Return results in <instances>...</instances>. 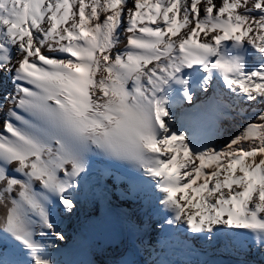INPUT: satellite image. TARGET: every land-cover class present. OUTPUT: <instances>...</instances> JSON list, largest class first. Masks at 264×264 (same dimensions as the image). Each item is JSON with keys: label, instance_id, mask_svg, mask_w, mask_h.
I'll return each mask as SVG.
<instances>
[{"label": "snow or ice", "instance_id": "snow-or-ice-1", "mask_svg": "<svg viewBox=\"0 0 264 264\" xmlns=\"http://www.w3.org/2000/svg\"><path fill=\"white\" fill-rule=\"evenodd\" d=\"M228 40L264 52V0H0V72L15 86L0 132V264H60L49 251L66 241L58 211L73 214L108 180L159 191L167 224L202 242L264 244V112L222 149L158 137L168 112L157 93L187 84L184 67L218 69L236 95L264 103V65L243 71ZM133 98L151 109L154 135L138 133Z\"/></svg>", "mask_w": 264, "mask_h": 264}, {"label": "bare ground", "instance_id": "bare-ground-1", "mask_svg": "<svg viewBox=\"0 0 264 264\" xmlns=\"http://www.w3.org/2000/svg\"><path fill=\"white\" fill-rule=\"evenodd\" d=\"M190 2L191 0H189V3ZM213 2L219 6L222 0H213ZM198 7L201 8L202 16L203 2L201 5H198ZM252 15L258 16L259 12L252 13ZM122 27H126V25L122 24ZM126 35L125 33L124 36H122V42L119 44V50L121 51L126 47ZM202 38L203 34H201V39ZM250 45V59L244 68L245 72L255 71L259 69L261 65H264V55L258 53V49L252 44ZM42 51L44 50L42 49ZM17 55L18 49L14 47L13 56L16 57ZM62 57L63 54H57V58ZM194 66L199 67L200 65ZM14 87L12 73L0 72V104H3V107L0 108V132L3 131V122L8 117V109L12 106L5 97L14 91ZM224 91L227 97L241 101V109L233 113V107L235 105L234 103H230L229 109L231 110V114L224 115V120L216 131L209 130L204 134L206 143L200 147L199 150H203L206 147L222 149L230 139L241 133L247 123L260 122L257 120V117L261 112H264V103L258 100L248 104L244 96L236 95L229 87L224 89ZM215 92L218 91L216 90ZM234 109L237 108L234 107ZM17 111L20 110L17 109ZM166 119L167 125L178 130V135H184L186 143L190 136L186 131H182L178 128V123L182 118L176 113L175 109L168 111V115L165 116V121ZM219 122L220 120H218V123ZM193 135H195V138L198 137L197 134ZM196 163L199 162L196 161ZM106 184H109V182L107 183L106 181V183L103 184L101 192H105L104 189L108 187ZM161 195L159 191L148 198L133 195V198L128 201L129 212L124 216V233L116 239L114 245H108L103 239H100V236H98L99 232L87 233L86 229L80 226V223L82 224L86 217L91 214L97 215L98 208L95 205L77 208V210L70 215L76 220L72 221L71 227L68 226L65 228L66 241L74 234H78L81 239L86 241L88 258L82 259V262L85 264H201L199 263L200 254H203L205 249L208 248V243L202 242L204 248L194 246V251L184 256L173 251V248L167 244L169 238L179 233L194 238V240L198 239L199 241H202V237H192L186 227L181 228L178 224H167L166 221L170 218L171 214L163 210L160 204ZM176 195L177 199H179L183 193H177ZM182 202L186 203L185 201ZM4 211L6 210L3 206H0V215H2ZM192 211H196V209H192ZM154 224L157 225V231L154 229ZM45 242H47V238H45ZM59 242L63 241H55L56 244ZM231 246L237 258L234 264H264V245L256 248L257 246L254 247L252 242H249L246 250L238 246ZM251 251L253 253L250 255L249 253ZM246 255H248V257ZM56 259L58 258L56 257Z\"/></svg>", "mask_w": 264, "mask_h": 264}, {"label": "clouds", "instance_id": "clouds-1", "mask_svg": "<svg viewBox=\"0 0 264 264\" xmlns=\"http://www.w3.org/2000/svg\"><path fill=\"white\" fill-rule=\"evenodd\" d=\"M132 111L137 115L139 121L138 133L140 135H154L155 129L151 125V109L144 101L139 98H133L128 101Z\"/></svg>", "mask_w": 264, "mask_h": 264}, {"label": "rangeland", "instance_id": "rangeland-1", "mask_svg": "<svg viewBox=\"0 0 264 264\" xmlns=\"http://www.w3.org/2000/svg\"><path fill=\"white\" fill-rule=\"evenodd\" d=\"M249 44V43H248ZM250 45V44H249ZM250 47H251V45H250ZM258 53H260V54H263L264 55V52H262V51H257ZM250 59V58H249ZM246 100V102L248 103V104H250V102L247 100V99H245ZM238 101V100H237ZM258 101V100H257ZM228 103L230 104H232V103H234V107H236L237 109H234V107H233V113L236 111V110H239V109H241V101H240V104L238 103V104H236V102H232L229 98H228ZM229 114H231V111H230V113H227V115H229ZM151 227V226H150ZM154 229H155V231H157V225L156 224H154ZM253 252L251 251L249 254L251 255ZM248 254V253H247ZM247 257H248V255H246ZM250 258V257H249Z\"/></svg>", "mask_w": 264, "mask_h": 264}]
</instances>
